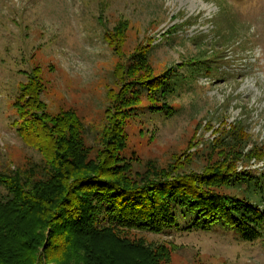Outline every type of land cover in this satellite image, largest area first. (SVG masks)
Here are the masks:
<instances>
[{
	"label": "rangeland",
	"instance_id": "obj_1",
	"mask_svg": "<svg viewBox=\"0 0 264 264\" xmlns=\"http://www.w3.org/2000/svg\"><path fill=\"white\" fill-rule=\"evenodd\" d=\"M148 44L153 73L204 55L215 78L196 75L171 100L176 111L170 116L152 112L141 95L124 121L123 154L132 176L151 168L167 177L199 169L213 130L235 120L258 149L236 169L264 171V0H0V173L42 163L34 142L19 135L13 106L30 69L38 68L48 117L73 109L93 145L105 122L107 92L118 88L115 64ZM6 192L0 183V198ZM126 238L166 249L164 264H264V236L247 241L221 226ZM78 253L66 257L72 263Z\"/></svg>",
	"mask_w": 264,
	"mask_h": 264
},
{
	"label": "trees",
	"instance_id": "obj_2",
	"mask_svg": "<svg viewBox=\"0 0 264 264\" xmlns=\"http://www.w3.org/2000/svg\"><path fill=\"white\" fill-rule=\"evenodd\" d=\"M105 35L109 38L108 31ZM149 48L141 45L115 64L118 88L107 92L105 122L95 131L93 145L87 144L86 127L73 109L48 117L39 98L37 67L18 84L13 102L20 118L17 130L26 142H34L42 163L0 173L7 191L0 198V264L167 261L166 249L129 241L126 235L132 232L221 226L247 241L264 236V171L236 169L258 150L240 120L213 130L217 134L206 142V162L199 169L167 177L151 168L132 176L131 161L123 154L124 121L135 114L141 95L152 112L170 116L176 111L171 100L190 88L196 75L215 78L204 55L153 73ZM70 251L80 254L72 263L66 257Z\"/></svg>",
	"mask_w": 264,
	"mask_h": 264
}]
</instances>
